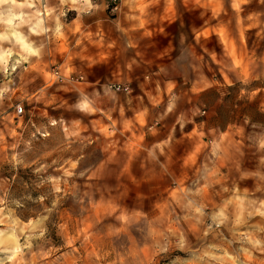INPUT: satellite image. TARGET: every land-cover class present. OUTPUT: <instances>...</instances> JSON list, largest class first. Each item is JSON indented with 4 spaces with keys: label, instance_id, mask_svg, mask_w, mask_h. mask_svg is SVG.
<instances>
[{
    "label": "rangeland",
    "instance_id": "374dc122",
    "mask_svg": "<svg viewBox=\"0 0 264 264\" xmlns=\"http://www.w3.org/2000/svg\"><path fill=\"white\" fill-rule=\"evenodd\" d=\"M0 264H264V0L0 1Z\"/></svg>",
    "mask_w": 264,
    "mask_h": 264
},
{
    "label": "crops",
    "instance_id": "0c3cea01",
    "mask_svg": "<svg viewBox=\"0 0 264 264\" xmlns=\"http://www.w3.org/2000/svg\"><path fill=\"white\" fill-rule=\"evenodd\" d=\"M3 1V0H0ZM1 4H3L1 2ZM124 18L127 19V22H124L123 26H122V30L123 32L125 31V34L130 37L134 35V31L137 33H141L142 31H140L139 29L141 28L140 26V21L142 17H140L139 15L136 14H130L128 12V10L124 11ZM107 21L106 19H103L102 17H88V20L86 21V29L90 28L91 30V36L94 37V44L96 46V48H100V50H102V46H106V48L111 47L113 48L114 42H109L108 38L105 36V34L107 35V33L104 32V30L102 29V25L100 23ZM101 53V52H100ZM70 56L71 54H66V55H56V58H60V63L62 64V66H64L65 64L70 62ZM47 60H51L52 62L54 61V54L50 53V56L46 57ZM48 62V61H47ZM46 64L45 61L43 60H39V58L35 57V56H31L30 58V62H23L22 65L24 68H29V67H34L36 69H40L42 68L44 65ZM144 86H146L147 84H143Z\"/></svg>",
    "mask_w": 264,
    "mask_h": 264
},
{
    "label": "built area",
    "instance_id": "2783aa9c",
    "mask_svg": "<svg viewBox=\"0 0 264 264\" xmlns=\"http://www.w3.org/2000/svg\"><path fill=\"white\" fill-rule=\"evenodd\" d=\"M112 5H114L115 7L118 6V4L120 2H122V0H110ZM53 76V79L55 81H65V80H68V81H78L79 79L83 80L84 78L83 77H79V78H74V76H65L62 72H60V70H55L52 74ZM112 89H114L115 91L117 92H125V93H129L131 91L130 87L128 85H112L111 86ZM18 114H23L24 112V108L23 106L19 105L18 106Z\"/></svg>",
    "mask_w": 264,
    "mask_h": 264
}]
</instances>
